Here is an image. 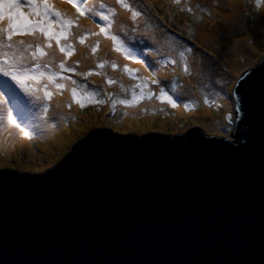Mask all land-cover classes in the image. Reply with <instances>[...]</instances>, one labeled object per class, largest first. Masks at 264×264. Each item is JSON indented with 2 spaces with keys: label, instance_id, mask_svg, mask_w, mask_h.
Instances as JSON below:
<instances>
[{
  "label": "water",
  "instance_id": "obj_1",
  "mask_svg": "<svg viewBox=\"0 0 264 264\" xmlns=\"http://www.w3.org/2000/svg\"><path fill=\"white\" fill-rule=\"evenodd\" d=\"M230 137L99 126L47 171L0 168V264H264V59Z\"/></svg>",
  "mask_w": 264,
  "mask_h": 264
},
{
  "label": "rangeland",
  "instance_id": "obj_2",
  "mask_svg": "<svg viewBox=\"0 0 264 264\" xmlns=\"http://www.w3.org/2000/svg\"><path fill=\"white\" fill-rule=\"evenodd\" d=\"M232 1L240 4L231 7L221 3L215 7L216 11H212L211 0H123L129 7H123L119 0H77L81 7L86 4L110 16L111 26L105 34L100 32L99 27L105 22L89 12L81 14L71 0H46L62 14V18L72 21L69 34L60 40L61 46L71 47V54L60 52L55 39L49 41L40 33L17 35L13 39L32 45V50L40 45L46 53L40 59L41 64L48 65L45 71L58 73L56 81L39 82L41 88L48 84L50 92V96L37 105L42 114L47 116L54 107L53 99L67 92L65 109L58 114L60 121L68 128L77 126L84 117H90L89 123L85 131L53 154L45 144L44 134H38L33 129L28 130L32 134L27 137L28 148L25 145V148H13L12 144L16 142L10 144L5 141L0 161H7L0 162V168L47 171L63 159V154L69 152L72 144L99 126L112 131L135 132L138 138L144 133H168V138H172L194 128L230 137L234 130L233 85L244 71L264 59L262 8L255 9L248 0ZM100 4H104L105 8L100 9ZM118 9L128 14L130 22L116 33L114 26ZM22 11L29 10L24 8ZM133 11L138 15L133 17ZM227 14L231 16L228 19L233 20L230 23L222 19ZM81 24L88 27L92 24L93 27L78 30ZM1 25L6 28L7 21H0V28ZM200 31L206 35L211 33L212 37L200 40ZM111 36L123 40L132 57L139 62L132 57L126 58L116 50ZM123 37L131 40L126 41ZM26 38L29 41H25ZM81 38L83 43H80ZM103 41H110L112 50L122 56V62L108 53L98 55ZM79 47L85 50L87 58L97 55L93 66L80 69L79 59L71 62ZM50 50L56 51L50 54ZM56 52L62 56L59 57ZM147 54L154 55L153 64L148 63ZM61 63L72 71H61ZM164 74L167 79L162 82L159 77ZM61 76L68 79H60ZM56 83L63 84V87L57 88ZM141 83L146 85L143 98H140L141 89L138 87ZM162 90L173 98L175 107L161 98ZM40 95L43 97V92ZM45 107L47 112H44ZM58 116H51L52 124L58 123ZM229 116L232 117L231 123ZM4 130L0 128V144L9 137V132L18 133L16 129ZM56 135L60 134L55 132L50 143L56 142ZM42 136L45 137L44 142L40 139ZM10 151H15L13 158L8 156ZM47 152L54 155L49 160L44 158ZM30 161L34 165L29 164Z\"/></svg>",
  "mask_w": 264,
  "mask_h": 264
},
{
  "label": "snow or ice",
  "instance_id": "obj_3",
  "mask_svg": "<svg viewBox=\"0 0 264 264\" xmlns=\"http://www.w3.org/2000/svg\"><path fill=\"white\" fill-rule=\"evenodd\" d=\"M71 2L81 14L89 12L92 16H98L101 21H104L103 25H99L100 32L107 34L106 30L111 26L110 16L107 13L86 4L81 7L77 0H71ZM119 2L123 7H129L123 0H119ZM24 8L29 11H22ZM99 8L103 9L105 5L100 4ZM132 15L135 17L138 13L133 11ZM3 20L7 21V27L0 28V78H2L0 79V128H13L30 138L32 134L18 122L20 117H25L27 110V101L21 97L20 93H23L24 96L33 97V102L48 98L50 96L48 84L41 88L39 82L43 80H47L49 83L56 81L58 73L45 71L48 65L41 64L40 59L46 53L40 45H36L35 49L32 50V45H25L23 41H16L13 37L40 33L49 41L55 39L60 52L70 55L71 47L61 46L60 40L69 34L72 21L62 18V14L52 8L46 0H39V2L38 0H28L27 3L24 0H0V21ZM110 38L116 50L121 51L126 58L132 57L123 40L116 36ZM83 42L84 39L81 38L80 43ZM95 51L96 49L93 48V52ZM188 51L192 50L188 49ZM132 58L135 62H139L135 57ZM59 68L64 72L72 71V69L66 68L63 63L59 65ZM60 79H68V77L61 76ZM56 87L62 88L63 84L56 83ZM138 87L141 89L140 98H143V90L146 85L141 83ZM41 92H43V97L40 95ZM73 95H75V91ZM161 98L166 99L173 107L176 106L173 98L164 94L163 90ZM135 99L136 97H134ZM14 111L16 115H14ZM44 112H47V107L44 108ZM231 122L232 117L229 116V123Z\"/></svg>",
  "mask_w": 264,
  "mask_h": 264
},
{
  "label": "bare ground",
  "instance_id": "obj_4",
  "mask_svg": "<svg viewBox=\"0 0 264 264\" xmlns=\"http://www.w3.org/2000/svg\"><path fill=\"white\" fill-rule=\"evenodd\" d=\"M229 4L231 7L234 6V4H237L239 5L240 2H233L232 0H229ZM210 5H211V2H210ZM212 8V11H216L215 8ZM235 9V8H233ZM261 14H264V8L261 9ZM226 18H230V14H227L225 15ZM231 21V19H229ZM130 20L128 18V14H126L124 11L122 10H119L117 11V16H116V22H115V32L118 33L120 29H122V26L126 23H129ZM93 25L91 24L90 27H88L87 25H83L81 24L80 29H88V28H92ZM144 37V35H143ZM212 37V34L211 33H208L207 35L206 34H202V31L199 32V39L202 40H206L207 38H211ZM126 41L128 40H131L129 37H123ZM25 41H29V39H25ZM236 42H232V44H235ZM231 47H233V45L229 44ZM56 50H50V54H54ZM109 54L110 57L112 56H115V58L119 61V62H122L123 59H122V56L120 55H117L111 48V44H110V41H103L101 43V49H100V53L98 54L99 56H104L106 54ZM85 50H83V48L79 47L78 48V51H77V54L75 55V57L71 60V62H74V60H77L79 59V63H81V67L80 69H84L86 66H93L94 63H95V60H96V56H90V57H85ZM56 55H59L58 52H56ZM62 55H59V57H61ZM147 57V60H148V63L150 64H153V61L155 60V57L153 54H147L146 55ZM160 80L162 82H164L167 78H166V75H160ZM68 86V85H67ZM66 93L63 94L62 96H58V97H55L53 99L54 102V107L52 108V111L48 112L49 114L47 116H45V114H42V110H40L37 105L41 104L42 99L40 100H35L34 101V98L33 97H28V96H24L23 93H20V95L22 97H24L25 99H27V110H26V115L25 117H20L18 119V122L23 126L25 127L26 131H28L29 129H33V130H36L38 132V134H44V136L46 137V140H45V144L47 145V148L50 149V151L52 152L53 154V151H60L62 150L67 144L68 142H70V140H72L73 138L77 137L78 135H80L83 131H85L86 129V124L89 123V119L90 117H84V118H81L82 122H80L77 126H70V128L68 127H65L64 125V122L63 121H60V116H58V114L60 112H63L64 109H65V103H64V99L66 98ZM42 97V96H41ZM32 106V108L30 106ZM205 112V111H204ZM209 112V111H208ZM210 113V112H209ZM16 114V113H14ZM180 114V113H179ZM211 114V113H210ZM52 115H56L59 117V121L57 124H52ZM132 117V116H130ZM126 124V123H125ZM27 126L28 129H27ZM8 129L9 131H14L13 128H5V130ZM4 130V131H5ZM57 132L59 133L60 135H56L54 138L56 142H51V138L52 136L54 135V133ZM15 133V132H14ZM9 137L5 138L1 144H0V151H3L5 149V141H7V143H10L12 144L13 142H16L15 144H12V147L13 148H18V147H23L24 145L27 146L26 148H28L29 144L26 143L27 142V137H25L23 135V133H11L9 132L7 134ZM42 136L40 137V139L44 142V139L45 137ZM58 137V139H57ZM13 139V140H12ZM53 140V139H52ZM24 146V148H25ZM46 149V146L44 147ZM15 151L13 152H9L8 153V156L10 157H14L13 154H14ZM1 153V152H0ZM12 154V155H11ZM51 153H45L44 158H47V160H49V158L51 157L52 155ZM54 156V155H52ZM43 159V158H41ZM39 159L37 160H34V161H38ZM7 161L6 160H1L0 162H5ZM33 161V160H32ZM31 162V161H30ZM31 165H34L32 162L29 163Z\"/></svg>",
  "mask_w": 264,
  "mask_h": 264
},
{
  "label": "clouds",
  "instance_id": "obj_5",
  "mask_svg": "<svg viewBox=\"0 0 264 264\" xmlns=\"http://www.w3.org/2000/svg\"><path fill=\"white\" fill-rule=\"evenodd\" d=\"M248 2L255 8L260 9L264 8V0H248ZM221 3H223L225 6H230L229 0H211V6L213 8L219 6ZM225 23H230L231 21L228 18H222Z\"/></svg>",
  "mask_w": 264,
  "mask_h": 264
}]
</instances>
